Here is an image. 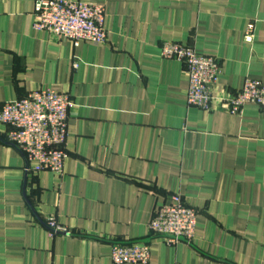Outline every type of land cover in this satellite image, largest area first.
<instances>
[{"label":"crops","instance_id":"0c3cea01","mask_svg":"<svg viewBox=\"0 0 264 264\" xmlns=\"http://www.w3.org/2000/svg\"><path fill=\"white\" fill-rule=\"evenodd\" d=\"M34 1L0 0V106L45 88L74 104L61 174L30 167L0 124V264H114L109 239L149 238L174 193L194 237L150 238L147 264H264V107L189 105L183 63L160 53L171 40L217 56L231 90L264 82V0H89L108 39L78 45L33 28Z\"/></svg>","mask_w":264,"mask_h":264},{"label":"built area","instance_id":"2783aa9c","mask_svg":"<svg viewBox=\"0 0 264 264\" xmlns=\"http://www.w3.org/2000/svg\"><path fill=\"white\" fill-rule=\"evenodd\" d=\"M104 14L102 4L89 0H35L32 27L68 37L74 45L81 41L104 43L108 39ZM253 36L254 23L249 22L244 39L251 41ZM160 53L183 63L189 105L231 113H241L248 102L264 107V82L246 78L241 88L229 89L220 83L221 64L217 56L171 40L161 43ZM73 104L69 94L50 88L5 101L0 106V124L6 127L4 139L25 154L30 167L61 174L67 156V121ZM196 216V209L187 205L179 193L170 194L168 202L158 206L148 224L149 238L140 241L110 238V259L114 264H147L150 238L159 237L168 244L189 243L195 234ZM46 224L51 234H71L54 216H48Z\"/></svg>","mask_w":264,"mask_h":264}]
</instances>
